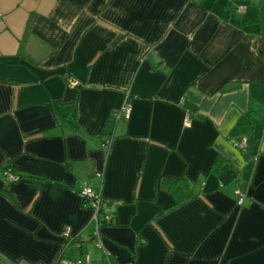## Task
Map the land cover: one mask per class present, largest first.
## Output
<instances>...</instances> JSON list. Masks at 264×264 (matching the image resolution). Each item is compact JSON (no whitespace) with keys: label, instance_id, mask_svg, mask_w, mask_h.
<instances>
[{"label":"crops","instance_id":"crops-1","mask_svg":"<svg viewBox=\"0 0 264 264\" xmlns=\"http://www.w3.org/2000/svg\"><path fill=\"white\" fill-rule=\"evenodd\" d=\"M86 185L115 206L96 264H264V0H0V264L87 235Z\"/></svg>","mask_w":264,"mask_h":264},{"label":"trees","instance_id":"trees-1","mask_svg":"<svg viewBox=\"0 0 264 264\" xmlns=\"http://www.w3.org/2000/svg\"><path fill=\"white\" fill-rule=\"evenodd\" d=\"M260 18V17H259ZM228 89V87L221 89V91ZM71 109V108H70ZM189 118V117H188ZM60 119V125L63 126L66 131L68 132H73L76 133L80 136H84L80 130L74 125L72 124V112L71 110L69 111V113H67L66 115L63 116H59ZM110 138V136H107V139H104L103 142L106 143L108 141V139ZM225 160H223V158L221 156H218L215 158L214 162L212 163L213 167L210 169L211 173L217 174L220 170V163H223ZM9 172L10 174H14L18 176V181L23 177L22 174L17 173L15 170H11L9 167H3L2 169V176H3V172ZM31 177V176H30ZM5 178V176H4ZM6 179V178H5ZM163 183H162V188L167 191L168 193L172 194L174 197V204L172 205L171 208L179 206L181 204H184V202L189 201V200H193L195 199L196 196L199 195V190H197L196 188H194L187 179L182 178L181 180H177V179H168L165 178L163 179ZM7 181V180H6ZM8 182V181H7ZM9 183V182H8ZM12 184V183H11ZM96 192H99V195H101L99 188H94L93 186H91ZM82 190V189H81ZM81 190L79 191V193L81 192ZM80 195V194H79ZM242 196V198L244 199V195L240 192L237 196L236 200V205L239 208H242L244 206V202L242 206L238 205V199ZM245 201V199H244ZM83 203L87 205V202L83 199ZM114 203H110L108 201H106L103 196L101 195L100 197V212H102L103 215H110V221H107L105 219H101L102 220V224H101V229L104 226H108V225H112L113 220L115 219V215H114ZM89 225V223H88ZM90 226L86 227V231L88 232L87 235H78L76 237H72L69 240H66L65 242H63V247L61 249V251L59 252V254L57 256H60L61 258H78L79 256L83 255L84 253H86L85 251H83V247L88 245V243H84L85 245L82 246L81 244V239L82 238H86V239H90L89 235H90ZM95 250H97L95 248ZM98 251V250H97ZM99 252V251H98ZM101 255H103L104 258H106L105 254H103V252H99ZM56 256V257H57ZM92 258V262L94 264H96L97 262L94 261V258L91 256ZM96 262V263H95Z\"/></svg>","mask_w":264,"mask_h":264},{"label":"built area","instance_id":"built-area-1","mask_svg":"<svg viewBox=\"0 0 264 264\" xmlns=\"http://www.w3.org/2000/svg\"><path fill=\"white\" fill-rule=\"evenodd\" d=\"M70 87H74L76 86V82L74 81H70L69 83ZM130 105L128 103H125L122 107L120 112H118V114L116 115V117H120L121 115L127 119L129 117L130 114ZM186 123L189 122V118L188 116L186 117ZM245 139H243L240 143H236L234 142L233 145L234 147H238V148H243L245 146ZM3 176H5L6 180L9 183H13V182H17L18 181V176L17 175H12L9 172L5 171L3 172ZM80 196L87 202V207L90 209L91 211V217H90V221H89V225L90 226V235L89 238L90 239H86V238H82L81 239V244L82 246H84V243H88V244H92L94 248H96L99 252H103V254L105 253L104 250V243H103V235H102V231H101V224H102V220L101 219H105L107 221H110L111 217L110 215H103L102 212H100V197L101 195H99V192H96L90 185H86L82 188L81 192L79 193ZM244 202V199L242 198V196L238 199V205L242 206ZM63 238H64V242L66 240L71 239L72 237L69 236L68 233V229H64L63 232ZM54 264H94L92 262V258L90 253H84L83 255L79 256L78 258H61L60 256L56 257V260L54 262Z\"/></svg>","mask_w":264,"mask_h":264}]
</instances>
